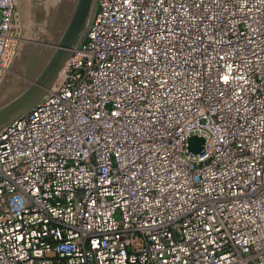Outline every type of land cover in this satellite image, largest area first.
<instances>
[{
	"label": "built area",
	"instance_id": "2783aa9c",
	"mask_svg": "<svg viewBox=\"0 0 264 264\" xmlns=\"http://www.w3.org/2000/svg\"><path fill=\"white\" fill-rule=\"evenodd\" d=\"M22 35L0 0V76ZM0 264H264V0H95L0 130Z\"/></svg>",
	"mask_w": 264,
	"mask_h": 264
},
{
	"label": "rangeland",
	"instance_id": "374dc122",
	"mask_svg": "<svg viewBox=\"0 0 264 264\" xmlns=\"http://www.w3.org/2000/svg\"><path fill=\"white\" fill-rule=\"evenodd\" d=\"M23 20V35L11 68L0 76V110L17 100L38 94L53 69L65 35L80 17L87 0H16ZM88 16L73 35L69 51L88 26ZM66 58L70 57V55ZM67 61V60H66ZM62 68L52 85L57 82ZM7 119L0 121V126Z\"/></svg>",
	"mask_w": 264,
	"mask_h": 264
},
{
	"label": "water",
	"instance_id": "95a60500",
	"mask_svg": "<svg viewBox=\"0 0 264 264\" xmlns=\"http://www.w3.org/2000/svg\"><path fill=\"white\" fill-rule=\"evenodd\" d=\"M94 4H95V0H87L82 7L81 10L82 12L80 13V17L73 23V25L67 31L63 44L61 45V49L55 61L54 67L44 81L43 89L38 94L32 97L17 100L15 101V103L11 105H7V107H4L3 109L0 110V121L2 119H7L4 122V124L0 126V130L19 115L29 111L34 105H36L37 102H39L47 94L48 90L52 86L53 81L57 77L60 69L64 66L66 60L69 58L68 56L71 55L72 53L71 51H69V54L67 55L66 48L69 46V43L72 40L73 35L78 30L79 26L83 23L85 19L87 21L88 16H90L94 8ZM82 36L79 38V41L82 38ZM78 42L76 43L74 48L77 46ZM66 55L68 58H66ZM204 144H205L204 138L199 136H192L189 140V150L194 154L201 153L204 149Z\"/></svg>",
	"mask_w": 264,
	"mask_h": 264
}]
</instances>
